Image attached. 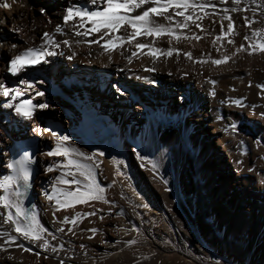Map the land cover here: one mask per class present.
Instances as JSON below:
<instances>
[{
	"label": "bare ground",
	"instance_id": "6f19581e",
	"mask_svg": "<svg viewBox=\"0 0 264 264\" xmlns=\"http://www.w3.org/2000/svg\"><path fill=\"white\" fill-rule=\"evenodd\" d=\"M40 1L43 3L17 0L11 11L0 9V21H3L0 23V55L10 57L21 48L41 45L44 32L50 33L60 45L57 48L47 46L55 53L51 58L46 57L51 67L38 64L32 66L35 71L29 72L38 82L35 90L45 93L33 102L48 103L50 107L38 111L32 121L21 120L10 110L0 108V175L11 172L6 162L15 143L29 141L34 144L28 210L22 195L18 202L23 211H30L46 229L42 235L53 246L58 242L62 248L57 254L50 249H40L39 242L31 244L19 239L16 243H22L30 251L9 247L8 253L14 260L6 261L5 254L0 253V264H60L61 260L65 264H216L211 255V261L201 258V244L220 261L264 264V183H261L264 179V139L258 140L264 137V120L250 115L248 107L256 105L255 112L264 110V93L258 96L261 90L256 87L264 85V53L248 55L245 51L233 55L242 43V36L245 33L251 36V30L245 29L239 19L241 15L254 21L252 30L261 29L258 35L264 39V8L260 6L264 0H241L237 7L247 6L244 13L231 12V0L223 4L215 0L216 13L205 9L210 14L200 21L204 31L191 24L190 30L176 29L179 39L171 41V46L179 49V53L174 51L166 58L158 55L154 61L145 49L129 61L125 57L135 49L126 43L108 52L100 43H75L81 38L73 35L71 25H64L62 16L68 6L84 0ZM84 6L89 7L86 3ZM224 8L233 18L236 35L214 41L213 37H219L222 26L227 31V21L219 19ZM185 11L187 14L188 10ZM192 11L193 18L204 16L203 11ZM57 24L61 25L62 33L54 31ZM16 27L21 29L19 35L9 32V28ZM192 33L200 39H195ZM96 35L83 39H94ZM229 38L232 44L226 42ZM64 40L69 41L68 47L63 46ZM137 40L144 42L145 38ZM147 41L152 43L151 37ZM12 43L17 44L16 50L9 48ZM153 46L167 50L169 38H160ZM73 52L76 55L67 59ZM184 52L190 53L192 59L186 58ZM222 54L228 55L229 60L223 65H212L211 59H219ZM149 68L154 70L148 71ZM5 72L6 60L0 58L1 78ZM208 80L215 83L210 84ZM209 91L214 95H209ZM28 95L26 93L24 98ZM241 97L246 105L243 109L229 106L231 100ZM3 100L0 97V104ZM53 108L54 119L46 113ZM98 113L105 117L97 120L99 117L95 114ZM217 116L222 119L218 121ZM231 122L237 124L236 133L231 129L224 131ZM36 125L51 128L58 136H68L65 147L86 154H105L93 163L70 153L69 159L91 165L92 178L104 188L103 196L109 203L85 198L83 204L72 203L59 209L57 220L65 216L71 220L75 213L96 212L95 216H78L59 233L55 228L60 225L52 219L55 205L42 193L51 192L53 181L62 171L75 170L44 171L49 165L66 161L63 156L42 155L57 141L49 133L36 136L32 130ZM209 140H214L216 146L207 144ZM137 153L147 159L138 160ZM237 160L241 163L237 164ZM250 168L252 172L248 171ZM75 174L82 181L83 191L86 181L78 171ZM226 175L231 184L226 182ZM17 186L20 185L12 186L13 191ZM55 186L61 190L72 189V185H61L58 181ZM0 194H4L3 189ZM142 204L147 207H141ZM2 211L0 207V213ZM100 216L104 219H99ZM2 223L0 216V225ZM133 225L139 231H128L125 235ZM69 227L72 232L68 231ZM92 227L98 231L88 240L87 236L92 234L86 230ZM0 231L16 235L8 225L0 227ZM48 232L55 234L58 240L52 241ZM134 236L139 238L137 244L125 247L121 243L120 251L116 250L114 241ZM6 239L0 236V244ZM102 239L107 243L102 244ZM81 244L85 245L84 249ZM193 251L200 257L194 256Z\"/></svg>",
	"mask_w": 264,
	"mask_h": 264
},
{
	"label": "snow or ice",
	"instance_id": "6c2138e0",
	"mask_svg": "<svg viewBox=\"0 0 264 264\" xmlns=\"http://www.w3.org/2000/svg\"><path fill=\"white\" fill-rule=\"evenodd\" d=\"M16 2L17 0H11V2H8V0H0V9L11 11L12 5ZM224 2L225 0H220L221 4ZM253 2H255V0H253ZM85 3L89 5V7L86 8L84 6ZM240 3L241 0H231V4L233 5L231 12H247V6L244 8L237 7ZM260 6L264 8V3H261ZM170 9L171 12L169 11ZM205 9L211 10V13L215 14V0L205 3H197L193 2V0H84L82 3L68 6L64 10L62 20L65 26L71 25L74 36L81 38L75 41L78 45H94L100 43V47L105 52H108L126 43L127 45H132L135 49L131 52L130 56L125 57L129 61L132 57H136L141 49H145L147 55L151 56L154 61L158 55H162L166 58L171 56L174 51L179 53V49H174L171 46V41L179 39L175 31L176 29H189L191 24L197 29L204 31L200 21L210 14L209 11H205ZM185 10H188L187 14ZM192 10L203 11L204 16L201 17L196 15L195 18H193L194 13ZM255 10L256 9H252V11ZM41 12H43V9ZM228 12L229 10L224 8V14L219 17L220 20L227 21V31L225 32L222 26L219 37H213L214 41L219 38L236 35L233 18ZM262 15H264V12H262ZM176 17H180L181 19L177 20ZM239 19L243 21V27L245 29L251 30V36L247 33L242 36V43L235 49L233 55H235L236 52L245 51L248 55H252L253 53H264V39H261L258 35L261 29L252 30L254 21L249 19L246 15H241ZM158 20H162L163 22H158ZM0 23H3V21H0ZM85 25L88 26L85 27ZM54 31L56 33H62L63 29L60 24H57ZM9 32H14L19 35L21 29L19 27L9 28ZM120 33H124V35ZM93 34L98 35H96L94 39H83ZM180 35L183 36V33ZM192 35L195 39H200L195 33H192ZM138 37L145 38L144 42H139L137 40ZM149 37H151L152 43L147 41ZM163 37L169 38L170 46L167 50L158 49L153 46L158 39ZM183 38L187 39L188 37L184 36ZM41 40L42 44L39 46L24 47L16 51V53L10 57H6V72L4 73V77L0 78V97L4 98L3 103L0 104V108L10 110L16 117L24 121L34 120L38 111H43L50 107L48 103L33 102L37 97L44 96L45 93L35 90V84L38 82H36L32 76H29V72L35 71L32 66L38 64L51 67V63L46 57L51 58L55 53L50 51L47 46L51 45L52 48H57L60 45L48 32L41 34ZM226 42L232 44L233 40L229 38ZM25 43H27V41H25ZM62 44L64 47H68L69 41L64 40ZM9 48L11 50H16L17 44L12 43L9 45ZM75 55L76 53L73 52L67 59L71 60ZM183 55L188 59H192L188 52H184ZM228 60L229 56L222 54L219 59H211V64L219 66L225 64ZM195 62L196 61L193 60V63ZM153 70L152 68L148 69V71ZM21 76L24 78L21 79ZM10 80L12 81L11 84L9 83ZM16 80H18V83H16ZM207 82L210 84L215 83V81L212 80H208ZM112 87L118 94H122L121 90L116 85H112ZM256 87L261 90L257 92V95L261 96V94L264 93V85L258 84ZM26 93L29 94L28 98H24ZM208 94L214 95V92L209 91ZM229 106L243 109L246 105L243 103V98L241 97L231 100ZM248 107L250 115H255L258 120H264V110L255 112L254 109L256 105ZM216 119L219 121L222 117L217 116ZM229 129H231L232 133H236L238 131L237 124L235 122L229 123L224 131L227 132ZM32 130L36 136H43L45 133H49L57 141L49 151L42 153V155H47L49 157L63 156L66 161L65 163L57 162L56 164L45 167L44 171L46 173L52 172L54 168L62 170L72 168L75 170L73 172L62 171L61 175L56 176L55 181H53L51 192L42 193L48 201L53 202L55 205L52 209V219L54 223L60 225V227L55 228V232H63V226L65 224L71 225L73 221L77 220L78 216L82 218L95 216L96 212L75 213L72 215L71 220H69L67 216L62 220H57L56 212H58L59 209L67 208L72 203L83 204L85 198L109 203L103 196L104 188L96 184L92 178L91 165L82 164L79 160L69 159L70 153L76 157H84L93 163H96L97 157H103L105 154L103 152L86 154L79 149L65 147L64 142L68 141L69 137L66 135L58 136L51 128H40L39 125H36ZM260 139H264V137L258 138V140ZM241 143H243V141H241ZM133 151L135 152L136 150L133 149ZM10 155L15 158L9 159L6 162V167L11 170L12 174L0 175V189L4 191V194H0V207L3 209L2 213H0L3 222L0 227L8 225L11 232L16 233V235H11L9 231H0V236L7 237L3 244H0V253L5 254L6 261H12L14 257L8 253L9 247L14 246L18 250L25 252L30 251V249H26L22 243H16L17 240L23 239L28 240L31 244H37V242H39L38 246L40 249H50L53 253L58 254L62 245L57 242L55 246H53L52 243L42 235V233H45L46 229L40 226L35 217L30 214V211H23L19 205L20 187L17 186L14 191L12 189L13 185L26 186L29 183V171L26 164L31 163L32 157L27 151L22 153L18 151ZM137 159L143 161L147 158L137 153ZM236 163L240 164L241 161L237 160ZM96 166L99 167L100 164L97 163ZM151 166L153 168L156 167L154 163H152ZM76 171H78L80 177H83V180L86 181L83 185V191L81 190L82 181L77 179L75 174ZM248 171L252 172L253 169L250 168ZM68 175H71L72 178L66 179L65 176ZM56 181L61 185H72V189L70 191L61 190L55 186ZM261 183H264V179H262ZM140 206L147 207L143 204ZM108 211L111 212V208H109ZM117 215H119V213H117ZM98 218L101 220L104 219L103 216ZM89 223H92V221H89ZM68 231L72 232V228L69 227ZM86 231L92 234L87 236V239L92 240L98 229L92 227ZM128 231L135 233L138 232L139 229L133 225L130 229L125 231V235H127ZM48 235L51 236L52 241L58 240V237L52 232H48ZM100 242L102 244L107 243V241L103 239ZM138 242L139 238L134 236L125 241L118 239L114 241V244L116 245V250L120 251L119 245L121 243H123L125 247H128ZM80 247L84 249L85 245L81 244ZM52 258L55 259L56 257L54 256ZM144 258L146 259L147 257ZM45 259H48V257H45ZM60 264H65V262L61 260Z\"/></svg>",
	"mask_w": 264,
	"mask_h": 264
},
{
	"label": "rangeland",
	"instance_id": "374dc122",
	"mask_svg": "<svg viewBox=\"0 0 264 264\" xmlns=\"http://www.w3.org/2000/svg\"><path fill=\"white\" fill-rule=\"evenodd\" d=\"M32 3H34V4H37V3H43L42 1H40V0H32ZM38 5H40V4H38ZM6 29V28H5ZM4 52H5V50H3ZM6 57H7V55H5V54H1L0 55V58L2 59V60H6ZM0 78H1V75H0ZM96 87H98V85L96 84ZM100 87V86H99ZM105 88V85H104V87L103 88H101L102 90ZM55 99V98H54ZM54 105V104H53ZM46 113H49L51 116V118L52 119H54V115H55V109L53 108V109H50V110H48V112H46ZM95 115H97L99 118L97 119V120H99V119H102V118H104L105 117V114H101V113H98V114H95ZM94 115V116H95ZM174 117V116H173ZM113 122L115 123V120H113ZM196 127L197 128H199V123L198 122H196ZM28 138H32V137H30V136H28ZM207 144H209L210 146H216L215 145V141L214 140H209L208 142H207ZM36 165V164H35ZM225 177V180H226V182H228V184L230 183L231 184V181L229 180V177L226 175V176H224ZM200 249H201V251H202V255L203 256H201V258H203V259H205V260H207V261H211L210 260V255L215 259V263L216 264H239L238 262H233V261H229V260H225V259H222V261H220V259L218 260V258L216 257V255L215 254H213L212 252H210L211 254H209V251L210 250H206L205 249V246H204V244H201L200 245ZM192 254L194 255V256H196L197 258H199L200 256H197L195 253H194V251L192 252ZM237 254L239 255V252H237ZM207 258H206V257ZM241 258V257H240ZM226 261V262H225ZM241 261H242V259L240 260V263H241ZM178 262V261H177ZM173 263H176V260H173Z\"/></svg>",
	"mask_w": 264,
	"mask_h": 264
}]
</instances>
